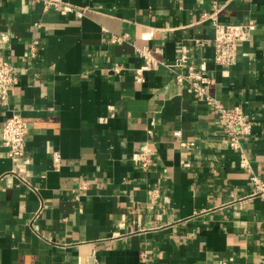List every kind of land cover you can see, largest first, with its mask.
<instances>
[{
  "label": "crops",
  "instance_id": "obj_1",
  "mask_svg": "<svg viewBox=\"0 0 264 264\" xmlns=\"http://www.w3.org/2000/svg\"><path fill=\"white\" fill-rule=\"evenodd\" d=\"M62 1L83 15L0 0L17 78L0 108V264H264V0ZM206 14L251 27L234 66L216 64ZM143 49L155 62L138 83ZM184 54L253 122L248 168L167 68ZM14 114L29 127L21 159L2 143Z\"/></svg>",
  "mask_w": 264,
  "mask_h": 264
},
{
  "label": "built area",
  "instance_id": "obj_2",
  "mask_svg": "<svg viewBox=\"0 0 264 264\" xmlns=\"http://www.w3.org/2000/svg\"><path fill=\"white\" fill-rule=\"evenodd\" d=\"M44 5L46 11L55 9L62 14L78 13L73 6L62 0H34ZM204 21L212 20L215 37L213 39V47L215 50L216 64L224 67H232L238 59V50L242 43L248 40L251 34V27L236 24H220L214 15H204ZM35 51V48H33ZM141 57L145 61V66L137 73L136 81L143 83V71L149 70L154 64L155 59L149 49L140 51ZM167 68L174 74L178 86L187 88L192 94L197 95L208 106L212 107L217 121L222 128L223 138L228 145L239 153L240 166L248 168V160L244 155L241 145V138L252 134L253 122L244 114L241 108L228 109L221 104L211 94L210 78L203 75L192 64L189 63L187 55H182L174 65H169ZM120 72V68L114 69ZM17 78L15 76L13 66L0 53V108L8 104L9 95L12 88L16 85ZM29 135V127L26 121L18 114H14L9 118L2 130L3 146L9 150V156L12 159H21L25 155L27 139ZM176 137H180V132L175 133ZM194 146V144L185 145L186 148ZM137 161L143 170H149L153 165V159L150 157L146 149L141 150ZM55 162L59 163V156H56ZM256 186L257 194L264 198V182L258 178H253ZM222 264H238L223 262ZM250 264V263H239Z\"/></svg>",
  "mask_w": 264,
  "mask_h": 264
}]
</instances>
